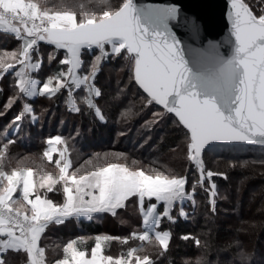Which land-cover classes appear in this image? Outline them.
Masks as SVG:
<instances>
[{"label": "snow or ice", "instance_id": "1", "mask_svg": "<svg viewBox=\"0 0 264 264\" xmlns=\"http://www.w3.org/2000/svg\"><path fill=\"white\" fill-rule=\"evenodd\" d=\"M226 8L233 38L227 68L231 73L235 64L239 79L234 93L204 79L206 87H215L218 100L189 85L186 42L176 29L199 36L200 26H182L175 4L122 0L112 6L97 0L89 6L61 0L49 8L40 0H0V30L18 40L14 49L0 50V80L13 78L0 118L14 113L0 131V264H8L9 252L22 254V264H175L169 255L176 238L171 226L188 221L201 204L206 216H214L220 199H228L220 197L216 183L217 177L228 180V175L210 169L206 154L237 147L238 142L264 146V0H227ZM42 45L50 47L47 63H55L43 80L37 78L45 60ZM116 59L123 62L126 78L118 79L116 92L105 99L98 77L104 65ZM37 96L53 102L63 97L72 113H87L101 123L113 110L120 123L130 124L156 108L137 133L151 132L171 115L182 139L170 147L171 162L163 165L113 150L88 153L86 158L77 154L74 160L73 138L62 132L45 137L41 153L21 158L12 149L25 122L42 124L48 112L45 108L37 113L28 102ZM76 133L80 135L79 128ZM151 140L144 135L139 147ZM175 162L188 167L178 169ZM249 163L230 162L228 167ZM251 163L264 165V160ZM199 195L203 201L197 200ZM186 204H191V213ZM130 207L142 227L133 226L126 235L69 238L62 253L48 256L45 239L51 225L72 217L91 220L94 214L117 218ZM179 239L197 252L202 247L196 233H182ZM113 244L119 245L115 254L110 251Z\"/></svg>", "mask_w": 264, "mask_h": 264}, {"label": "trees", "instance_id": "2", "mask_svg": "<svg viewBox=\"0 0 264 264\" xmlns=\"http://www.w3.org/2000/svg\"><path fill=\"white\" fill-rule=\"evenodd\" d=\"M68 2L78 3V0H68ZM96 2L97 0H81L80 3L91 6ZM40 3L51 8L58 6L61 0H40ZM108 3L116 6L122 3V0H108ZM17 44L18 40L12 34L0 30V50L14 49ZM48 51L50 47L42 45L41 52L45 60L42 70L39 71L41 80L55 68V63L52 65L47 63ZM85 51L92 52L91 49ZM122 63L119 59L112 60L104 65L99 74L98 82L105 90V99H107V93L116 92L118 79L126 78V73L121 71ZM12 83L11 76L0 80V87L4 90V94L0 96V105L10 94L9 88ZM131 95L130 92V98ZM63 99L61 97L53 102L40 96L28 98V102L33 104L37 113L45 108L48 112L43 116L42 124L34 125L25 122L23 132H29L31 136L21 133L19 142L12 149L15 156L22 158L26 155L41 153L45 146L44 138L50 133L48 130L53 128L57 131L59 127H61L59 132H62L64 136L73 138L70 143L73 144L74 160L77 154L86 158L88 153L116 150L128 153L130 159H139L144 163L156 160L163 165L171 162L170 147H175L176 142L182 139L177 128L172 124L174 117L171 115L158 123L151 132L137 133L143 121L149 119L152 112L157 110L156 108L148 109L130 124L120 123L116 119L118 113L113 110L108 113L107 122L101 123L87 113H72L64 106ZM100 103L103 104V100ZM13 114L10 112L6 117L0 118V131L12 119ZM77 128L80 130L79 136L76 133ZM128 129L131 130L128 131ZM121 132H126V135L121 136ZM144 135H150L152 140L148 145L140 148ZM238 146L248 147L249 150L233 147L206 154L205 158L210 169L225 171L228 175V180L216 178L220 197L227 196L228 199H220L214 216L210 214L206 216V207L201 204L188 221L180 219L171 226L176 238L172 240L169 255L175 264H182L186 258L193 257L199 260V264H264V165L251 163L264 160V146L242 143H238ZM243 161L250 163L247 167L238 166L234 169L228 167L230 162L239 164ZM28 162L31 161L26 163ZM174 166L178 169L188 167L186 163L181 162H175ZM197 200L203 201V196H197ZM185 207L187 211L192 212L191 204H186ZM132 212L130 208L128 211H121L117 218L108 214H94L91 220L86 217H72L61 225H51L45 239L48 256L51 258L62 253L63 243L69 238L80 235L103 232L126 235L128 231L125 230H128L129 225L121 224V220L125 219L132 225L141 227V221L136 219L139 216L131 215ZM244 223H251L254 226L250 228ZM165 227L169 225L165 224ZM182 233H196L201 236L203 243L199 252L191 244H186L179 239ZM113 246L119 247L117 244ZM6 259L8 264H22L24 257L22 254L9 252ZM197 259H193L191 264H197Z\"/></svg>", "mask_w": 264, "mask_h": 264}, {"label": "water", "instance_id": "3", "mask_svg": "<svg viewBox=\"0 0 264 264\" xmlns=\"http://www.w3.org/2000/svg\"><path fill=\"white\" fill-rule=\"evenodd\" d=\"M226 2L227 0H134L137 5L175 4L180 9L182 26L188 28L192 23L200 26L199 36H193L190 30L176 29L178 35L186 42L189 85L204 95H216L218 100L220 96L215 87H206L204 79L213 81L224 90L231 89L233 93L239 79V70L235 64L231 73L227 68L232 59L230 40L233 38L229 35Z\"/></svg>", "mask_w": 264, "mask_h": 264}, {"label": "rangeland", "instance_id": "4", "mask_svg": "<svg viewBox=\"0 0 264 264\" xmlns=\"http://www.w3.org/2000/svg\"><path fill=\"white\" fill-rule=\"evenodd\" d=\"M80 2H81V0H78V3H80ZM37 78L40 79V73H38ZM45 78H46V77H45ZM39 109H40V108H39ZM60 129H61V127L57 128V131H56V130H54V129L52 128V129H49L48 132H50L49 134H56L57 132H59ZM51 132H52V133H51ZM23 134H27L26 136H31V134H30L29 132H26V131L23 132ZM49 134H48V135H49ZM234 148H237V149L239 148L240 150H249V148H248V147H245V146H240V147L237 146V147H234ZM226 149H228V148H223L222 151H223V150H226ZM113 151H116V150H113ZM220 151H221V150H220ZM28 164L31 165V162H28ZM32 166L34 167V165H32ZM49 171H52V168H51V167H49ZM130 209H132V208L130 207ZM132 210H133V209H132ZM136 219L141 221L140 217H137ZM124 220H125V219H124ZM125 221H127V220H125ZM126 224H128L129 227H128V230L126 229L125 231H129L131 227L135 226V225H132L131 223H126ZM141 227H142V223H141ZM101 234H108V233L103 232V233H101ZM110 251H111L113 254H115V253H117V252L119 251V247L117 248L116 246H113V247H111Z\"/></svg>", "mask_w": 264, "mask_h": 264}]
</instances>
